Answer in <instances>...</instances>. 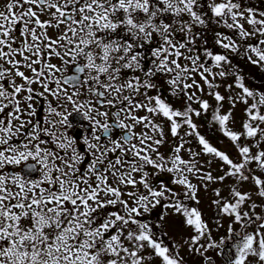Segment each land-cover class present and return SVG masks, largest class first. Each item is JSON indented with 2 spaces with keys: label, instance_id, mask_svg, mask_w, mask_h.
<instances>
[{
  "label": "snow or ice",
  "instance_id": "1",
  "mask_svg": "<svg viewBox=\"0 0 264 264\" xmlns=\"http://www.w3.org/2000/svg\"><path fill=\"white\" fill-rule=\"evenodd\" d=\"M258 4L0 0V264H264Z\"/></svg>",
  "mask_w": 264,
  "mask_h": 264
},
{
  "label": "rangeland",
  "instance_id": "2",
  "mask_svg": "<svg viewBox=\"0 0 264 264\" xmlns=\"http://www.w3.org/2000/svg\"><path fill=\"white\" fill-rule=\"evenodd\" d=\"M258 6H264V4H258ZM211 32L207 33L210 34ZM234 63H238L241 67L242 64H240V60L238 59H235ZM243 68V71L242 73H244L245 75H247L248 77V80L252 83V84H255L257 86H259V84L261 83L262 80H264V73L261 72L260 69L256 68L254 65H250V64H244V66H242ZM220 91L223 92V88L219 89ZM225 108H227V105H225ZM240 108L241 106H237V109L235 110V115H236V118H237V124L235 125V127L237 129H239V120L242 116V112L240 111ZM214 127L217 129L216 132L219 136V140L222 142V144H218L215 145L216 147L220 148V149H223L224 146L226 144H229L230 142L227 140V138L223 137L221 132L219 131V129L217 128V126L214 125ZM216 144V142H213V145ZM206 203L205 202V205L203 206L204 207V211L206 213V216H210L212 213H211V210L208 209L206 207Z\"/></svg>",
  "mask_w": 264,
  "mask_h": 264
},
{
  "label": "flooded vegetation",
  "instance_id": "3",
  "mask_svg": "<svg viewBox=\"0 0 264 264\" xmlns=\"http://www.w3.org/2000/svg\"><path fill=\"white\" fill-rule=\"evenodd\" d=\"M208 37H209V41H210V45H211V43L213 42L212 41L213 34L212 33L208 34ZM217 50L223 51L222 49H217ZM234 61H235V59H234ZM240 62H241L240 64H242L240 68H241V71H243L242 66H244V64H246V63H244L242 60H240ZM202 98L208 99L210 103H213L211 98L208 97L206 95V93L202 96ZM211 120H212L211 110H209V112L205 113L203 116L195 118V122L199 125L198 130L201 133V135H204L212 144H213V142H216V144H214V146L217 145V143L222 144V142L219 140V136L216 132L217 129L214 127L215 124L211 123ZM215 126H217V125H215ZM217 128H218V126H217Z\"/></svg>",
  "mask_w": 264,
  "mask_h": 264
}]
</instances>
